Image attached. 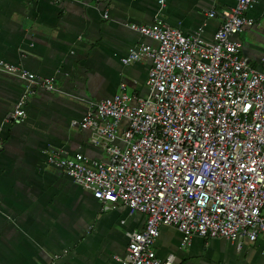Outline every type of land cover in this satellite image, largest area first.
<instances>
[{
	"label": "crops",
	"instance_id": "1",
	"mask_svg": "<svg viewBox=\"0 0 264 264\" xmlns=\"http://www.w3.org/2000/svg\"><path fill=\"white\" fill-rule=\"evenodd\" d=\"M234 0H0V57L41 76L57 88L33 84L24 115L9 112L25 82L0 71V264H119L127 233L142 229L144 214L120 201L101 203L46 160V151H80L100 157L91 131L71 125L89 101L124 91L144 95L147 59L121 63L128 47L153 40L129 23L150 24L157 15L168 26L204 40ZM107 16H102V11ZM213 9L215 14L207 12ZM253 25L234 35L240 53L264 66V0H253ZM264 212V206L262 207ZM152 247L173 264H264V239L241 247L223 237L190 236L160 224Z\"/></svg>",
	"mask_w": 264,
	"mask_h": 264
},
{
	"label": "built area",
	"instance_id": "2",
	"mask_svg": "<svg viewBox=\"0 0 264 264\" xmlns=\"http://www.w3.org/2000/svg\"><path fill=\"white\" fill-rule=\"evenodd\" d=\"M157 3L159 12L163 0ZM252 5L234 0L221 10L212 40L184 34L158 15L150 24L129 23L153 40L120 57L123 64L149 61L146 93H127L120 81L119 92L89 101L70 120L91 131L100 157L46 151L49 163L101 203L120 201L144 214L142 229L127 233L124 255H113L119 264H173L171 253L159 258L152 247L160 224L176 227L182 243L193 234L223 237L238 248L264 239V66H251L234 37L253 25ZM0 71L25 82L10 117L24 115L33 84L57 89L52 77L1 57Z\"/></svg>",
	"mask_w": 264,
	"mask_h": 264
},
{
	"label": "water",
	"instance_id": "3",
	"mask_svg": "<svg viewBox=\"0 0 264 264\" xmlns=\"http://www.w3.org/2000/svg\"><path fill=\"white\" fill-rule=\"evenodd\" d=\"M18 118V117H17Z\"/></svg>",
	"mask_w": 264,
	"mask_h": 264
}]
</instances>
